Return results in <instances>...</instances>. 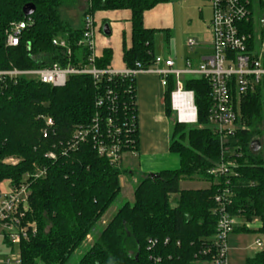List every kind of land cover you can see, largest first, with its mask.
<instances>
[{
	"label": "trees",
	"instance_id": "obj_1",
	"mask_svg": "<svg viewBox=\"0 0 264 264\" xmlns=\"http://www.w3.org/2000/svg\"><path fill=\"white\" fill-rule=\"evenodd\" d=\"M168 0H87L84 15L97 11L131 12V47L124 48L125 68L136 64L150 66L155 58V34L145 29L143 14ZM77 0H0V71L16 68L29 70L51 67L78 68L87 64L89 52L77 47L82 27L74 28L63 20L61 11ZM31 4L35 12L32 24L22 33L17 47L5 45V31L10 23L25 20L22 9ZM55 38L66 40L71 56L52 44ZM169 35L166 33V43ZM111 51L105 50L94 63L97 69L109 67ZM135 84L127 79L103 78L94 84L88 75H71L62 88H52L36 81L19 79L16 84H0V183L20 184L26 175L44 169L41 178L29 183L26 221L36 224V235L19 246L21 264H67L85 241L92 246L77 264H195L208 259L201 253L210 248L217 216L216 195L229 192L227 212L246 223L256 220L259 227H235L232 234H261L264 238V92L247 95L241 106L247 129L221 141L206 127L210 104L209 87L204 80L187 78L185 91L193 93L196 125L171 124L169 152L179 159L175 170L143 175L133 191L132 203L122 205L103 228L98 224L120 195V167L97 156L91 144L74 151L67 148L75 129L88 126L96 113L115 121L133 119L134 152L138 150ZM175 89L168 78L164 96L165 114L172 116L170 95ZM107 90L116 95V110L97 108L96 99ZM134 101V107L131 103ZM42 117L52 120L54 131L43 138ZM202 126V128H198ZM258 140L260 149L253 153L250 144ZM53 151L55 160L45 157ZM15 159V165L5 164ZM230 163L236 175H210L211 168ZM199 178L208 183L204 189L183 190L182 181ZM157 241V251H148V240ZM168 240L164 244L165 240ZM245 264H264V247Z\"/></svg>",
	"mask_w": 264,
	"mask_h": 264
},
{
	"label": "built area",
	"instance_id": "obj_2",
	"mask_svg": "<svg viewBox=\"0 0 264 264\" xmlns=\"http://www.w3.org/2000/svg\"><path fill=\"white\" fill-rule=\"evenodd\" d=\"M211 8V21L209 30L211 35V54L201 59L193 67L189 60L185 61L182 69H176L171 59L155 56L153 63L148 67L136 64L135 68L113 70L110 67L97 69L94 65L98 59L95 50L94 21L91 15H85L82 20V37L77 42V47L86 48L89 52L87 64L72 67L68 64L65 68L57 64L51 67L19 70L10 68L0 71V84H16L19 79H26L49 85L52 88H62L66 85L71 75H88L94 84H99L103 78L108 81L114 78L127 79L135 84V77L139 73H151L160 78L161 85L167 86L168 78L172 77L175 89L170 95L171 110L176 116L174 122L183 125H196V108L193 93L183 88L184 77L204 80L209 87V108L207 112L206 127L221 141L234 137L238 132L247 129L245 119L241 113V106L247 95L258 91L264 92V0H207ZM32 24L30 17L25 20L10 23L5 31V45L17 47L25 31ZM52 44L65 50L68 59L71 49L66 40L55 38ZM196 46L195 40H189L187 47L191 50ZM128 93H135L129 88ZM116 95L112 90H107L96 99L95 106L116 110ZM177 101V107L174 106ZM136 105V102H135ZM134 107V101L131 103ZM44 128L41 131L45 139L54 131L51 119L42 117ZM134 119V117H133ZM133 119L128 123H120L112 118L96 113L88 126L77 127L67 143V148L61 151H74L79 145L89 143L98 157L106 159L111 165L120 167L123 156L127 153L135 154L134 141L132 140ZM198 128H202L199 126ZM46 158L55 160L53 151L45 155ZM5 164L15 165L17 160L7 159ZM230 163H220L209 170L210 175H234ZM45 175L44 169H37L31 176L26 175L17 186H11L6 191L0 190V229L10 255L3 257L0 264H21L19 246L36 235V224L26 221L28 211L29 178H41ZM231 194L224 192L216 195L214 202L217 205L213 214L217 216L215 233L210 238V248L201 254L208 259L197 260L195 264H228V238L233 233L237 218L227 212L231 201ZM242 225H246L243 223ZM240 226V225H238ZM247 227V226H246ZM252 248L260 252L264 247V238L259 234ZM90 240V236L86 237ZM168 240L164 241L166 244ZM157 241L148 240V251H157ZM14 247L17 251L14 252ZM151 264H156L159 259L152 254Z\"/></svg>",
	"mask_w": 264,
	"mask_h": 264
},
{
	"label": "crops",
	"instance_id": "obj_3",
	"mask_svg": "<svg viewBox=\"0 0 264 264\" xmlns=\"http://www.w3.org/2000/svg\"><path fill=\"white\" fill-rule=\"evenodd\" d=\"M206 2L209 5L207 0ZM203 3H205V0H168L159 3L143 14V26L145 29L158 31L155 37L162 35L165 43L166 33L169 35V42L174 41L181 31V27H183V25L179 24V18L181 17L179 12L182 10L191 13L196 12L200 19L199 21L193 15H186L187 21H184L186 28L192 27L196 21L202 25L206 24L202 21L201 16L200 8L203 7ZM91 16L94 21L96 56L99 59L105 50L111 51L112 58L109 67L117 71L123 70L125 68L123 62L124 48L129 49L131 47V12L129 10L97 11ZM81 17L82 27L84 16ZM210 21L207 25L208 30ZM195 42L196 46L191 50L189 49V56L182 59L180 63L173 61L176 69H182L187 60L195 67L201 62V59L211 54V35L209 36L208 46L205 49L198 51L197 41ZM154 55L170 59L169 57H164L160 49H155V47ZM187 78L189 77H184V79ZM135 86L138 150L135 154H125L120 165V169L125 172L120 177L121 192L125 190L128 196L131 194L132 198H130L129 203L133 201V191L141 176L168 170L164 166L168 163L174 167L171 170L179 167L178 157H171L172 154L169 152L171 124L174 123V119L172 116L168 118L165 114L164 96L167 86L163 87L160 78L151 73L137 74ZM8 187V181L0 183L1 191H6ZM112 217L109 216L108 219ZM237 220L243 221L241 219ZM254 223H256L255 227H247L251 230H256L259 227V223L257 221Z\"/></svg>",
	"mask_w": 264,
	"mask_h": 264
},
{
	"label": "rangeland",
	"instance_id": "obj_4",
	"mask_svg": "<svg viewBox=\"0 0 264 264\" xmlns=\"http://www.w3.org/2000/svg\"><path fill=\"white\" fill-rule=\"evenodd\" d=\"M87 0H77L74 6L71 8H65L61 11V17L63 20L68 21L72 27L80 28L81 27V19L84 15V12L87 8ZM201 9V16L202 21L206 24H201L199 22H194L192 27L186 28L184 26V21H187L186 15H193L195 19H199L198 14L196 12H189L182 10L179 12L181 17L179 18V24L183 25L181 27V31L178 36L175 38L174 41L169 42L168 44L164 42L163 36L155 37V49L158 48L162 52L164 57H169L173 61L180 63L182 59L186 56L190 55L189 48H187V42L189 40L195 39L198 44V51L200 49H205L209 43V36L210 30H208L207 25L211 19V8L207 4L206 0L205 3L202 5ZM177 16V15H176ZM201 21V22H202ZM202 47V48H200ZM176 114L172 113V117L175 118ZM190 126V125H188ZM171 157L177 158L176 155L172 154ZM163 160V159H160ZM164 161V160H163ZM166 169L171 170L174 168L170 163L164 165ZM163 166V167H164ZM208 187V183L204 182L199 178H194L192 181H182L180 183V188L183 190H195V189H204ZM132 198L131 194L128 196L125 190H122L121 194L117 198V200L113 203V205L109 208L106 214L102 217L101 221L99 222V228H103L107 225V223L111 220L108 219L109 216H113L115 212L125 203H129ZM256 222L253 220L251 223H246V226L252 228L255 227L254 223ZM236 226L241 225L245 222L237 220ZM3 230L0 229V262L2 261L3 257L6 255H10L11 251L7 248L3 234ZM259 234L257 233H249V234H231L228 238V255H227V263L228 264H245V260L247 258L253 257L257 251L252 248V244L255 239L259 238ZM93 239L90 237V240L85 241L82 243L81 247L73 253L70 257L67 264H77L81 256L92 246ZM17 251V247H14V252Z\"/></svg>",
	"mask_w": 264,
	"mask_h": 264
},
{
	"label": "water",
	"instance_id": "obj_5",
	"mask_svg": "<svg viewBox=\"0 0 264 264\" xmlns=\"http://www.w3.org/2000/svg\"><path fill=\"white\" fill-rule=\"evenodd\" d=\"M34 12H35V8H34V6L31 5V4H27V5H25V6L23 7V9H22V14H23L24 17H30L31 15L34 14ZM250 149H251V151H252L253 153L258 152L259 149H260V142H259L258 140L253 141V142L250 144ZM150 176H153V174L150 175Z\"/></svg>",
	"mask_w": 264,
	"mask_h": 264
},
{
	"label": "bare ground",
	"instance_id": "obj_6",
	"mask_svg": "<svg viewBox=\"0 0 264 264\" xmlns=\"http://www.w3.org/2000/svg\"><path fill=\"white\" fill-rule=\"evenodd\" d=\"M174 106L177 107V101H175Z\"/></svg>",
	"mask_w": 264,
	"mask_h": 264
}]
</instances>
